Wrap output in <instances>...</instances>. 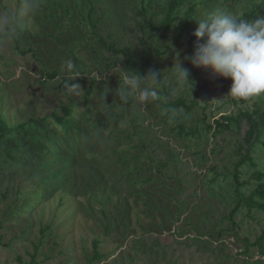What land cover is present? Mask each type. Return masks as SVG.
I'll return each instance as SVG.
<instances>
[{"label":"rangeland","instance_id":"1","mask_svg":"<svg viewBox=\"0 0 264 264\" xmlns=\"http://www.w3.org/2000/svg\"><path fill=\"white\" fill-rule=\"evenodd\" d=\"M92 2L0 0V264H264V211L242 200L230 218L238 192L248 197L264 172L263 129L234 173L249 146L240 116L264 96H229L231 78L189 56L199 19L239 18L264 0H186L161 31L151 23L161 24L168 0H144L142 14L141 0ZM123 47L128 66L114 50ZM147 47L160 99L141 102L123 77ZM179 64L190 73L183 85ZM164 89L197 103L169 113ZM229 114L240 125L213 134ZM31 117L29 134L2 135L1 122Z\"/></svg>","mask_w":264,"mask_h":264},{"label":"clouds","instance_id":"2","mask_svg":"<svg viewBox=\"0 0 264 264\" xmlns=\"http://www.w3.org/2000/svg\"><path fill=\"white\" fill-rule=\"evenodd\" d=\"M193 35L197 43L191 63L220 77L231 78L229 96L246 100L264 95V17L249 22L218 12L199 19ZM177 73L182 85L191 81L188 69L180 64ZM123 80L138 91L141 102L160 99L157 72L124 75Z\"/></svg>","mask_w":264,"mask_h":264},{"label":"trees","instance_id":"3","mask_svg":"<svg viewBox=\"0 0 264 264\" xmlns=\"http://www.w3.org/2000/svg\"><path fill=\"white\" fill-rule=\"evenodd\" d=\"M92 1L93 0H90V3H91L90 10L93 9V2ZM220 1L225 4V3L236 2L237 0H220ZM185 2H186V0H168V8L166 10L165 16H164L161 24L156 27L151 23L152 27L159 30V31L169 28L172 25L173 21L175 20L179 9H181V6ZM141 3H143V4L141 5V8L138 11H139V13L142 14V13H145L147 11V7H145V5H144V0H141ZM193 8H194V4L190 7L188 13H190L193 10ZM258 17H264V8L262 9L261 4H259V3H258V5H254V6L250 7L249 10H244L241 13V15L239 16V18L241 20H247L249 22L253 21L254 19H256ZM114 50L116 52H122L127 56V58L124 61L126 66H128L129 63L132 62V60H134V56L130 53V50L128 47L116 48ZM150 50L151 49L148 47L146 48V50H144V54H143V56L141 58V62H140V65H141L140 68H130L134 74L139 75V76H145L149 72L148 68L150 66L153 65L156 68L155 63L153 61L152 52ZM193 52H194V48L190 47V51H189L190 58H191ZM154 71L158 73L157 70H154ZM48 75L51 77H54L56 75V71L50 72V73H48ZM163 94H165L169 97V102H168V112L169 113L172 110V108H174V107H179L181 105H184L187 108H192V107H194V104L197 103V100L194 99L193 104L187 105L184 98H175L172 95L170 89H164ZM122 99H123L122 96H119L117 98V101H122ZM65 111H66V114H70V112H71L69 109H67ZM243 116L247 117L249 124H250V126L246 132V136H245L246 141H247V145H249V146L247 147L246 145H243L240 147L244 152L241 154V157L239 158V160L235 164L234 173H235V177L237 180L239 179V173H240L239 169H240L241 165H243L247 160L252 159V157L249 154V147L253 143V140L264 129V106L261 109H255V110H252L250 112L249 111L244 112L241 114L240 117H243ZM240 117H235L231 114L220 116L218 119L215 120L216 128L214 129L213 134L216 133L220 128L229 127L230 123L233 120H235V119L237 120ZM64 118H65V116L59 117L58 119L61 122L62 121L64 122V120H63ZM36 121H37V119H35L34 117H31L29 119V121H26L24 123L22 122L16 126H12V127H8L5 123L1 122V125H2L1 130L3 131L2 135H4L5 133H12L14 130H17V129L25 132V135L29 134V132H28L29 130L27 127L28 123L32 124L30 122H36ZM237 122H238V125H240L239 124L240 120H237ZM209 126L211 127L210 124H209ZM42 133H44V130L42 128H40V134H42ZM37 139H38V141L41 140L40 137H38ZM66 155L68 158H71L72 159L71 162H73V158L69 154H66ZM134 160H135V158H131V162H132V164H130L131 168H134L133 164L136 163ZM137 160L138 159L136 158V161ZM139 162H140V159L138 160V163ZM128 163H130L129 159H128ZM66 168H67V166H65V169ZM256 176L258 177L259 182L256 185V187L254 188V190L252 191V193L248 197H245V198L240 197V194L238 192V198H237L238 201H237L236 206L231 211L230 218H232V216L236 213L237 209L239 208V206L242 203V200H244L248 204L249 207L255 206L258 209L264 211V180H263L264 172H261L260 170H256ZM48 180L49 179L47 178V181ZM62 182L64 183V181H62ZM48 183L56 184V185L58 184V182L55 183V181L48 182ZM48 183H47V185H48ZM261 240H264V228L261 231L260 237L258 238V242ZM95 247H97L96 243H95ZM99 255H100L99 252H97L95 250L94 256L99 257ZM28 264H31V262Z\"/></svg>","mask_w":264,"mask_h":264}]
</instances>
